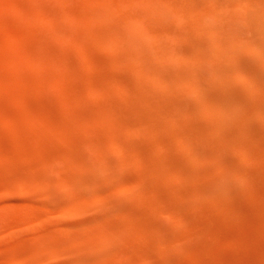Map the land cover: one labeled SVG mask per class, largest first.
Instances as JSON below:
<instances>
[{"label":"rangeland","instance_id":"rangeland-1","mask_svg":"<svg viewBox=\"0 0 264 264\" xmlns=\"http://www.w3.org/2000/svg\"><path fill=\"white\" fill-rule=\"evenodd\" d=\"M0 264H264V0H0Z\"/></svg>","mask_w":264,"mask_h":264},{"label":"bare ground","instance_id":"bare-ground-1","mask_svg":"<svg viewBox=\"0 0 264 264\" xmlns=\"http://www.w3.org/2000/svg\"><path fill=\"white\" fill-rule=\"evenodd\" d=\"M218 5H219V3H216V2H215V8H216V9L214 10L215 13H217L218 11L221 10V9H218ZM214 11H213V12H214ZM235 11H236V10H235ZM235 11L231 12V14L234 13V14H235V15L233 14L234 16H238V17H239V14L236 15ZM220 12H222V11H220ZM230 16H231V15H230ZM231 18H233V17H231ZM234 19H236V17H235ZM221 20H224V19H221ZM221 20H220V21H221ZM226 20H227V19H226ZM226 20H225V21H226ZM236 20H237V19H236ZM203 21H204V20H203ZM203 21H202L201 25H206V23L203 22ZM225 21H224V22H225ZM221 22H222V21H221ZM215 23H216V22H215ZM215 23H213V25H214ZM211 25H212V24H211ZM213 25H212V26H213ZM215 25H216V24H215ZM218 25H219V23H218ZM226 25H227V26L222 25V26H224V27H222V29H223L222 31H223V33H224L223 35L225 36V40H226L228 43H229V42L232 43V41L236 40V38L234 37V34H236L237 32L234 31V32H236V33L233 34V33L231 32L232 29L230 30L229 25H228V24H226ZM232 26H233V25H231V27H232ZM217 28H218V27H217ZM218 29H219V28H218ZM216 30H217V29H216ZM233 30H234V29H233ZM235 30H236V29H235ZM211 31H212V30H211ZM240 37H241V36H240ZM197 66H198V65H197ZM198 69H199V68H198ZM202 70H203V69H202ZM211 70H212V69H211ZM200 71H201V70H200ZM201 72H203V71H201ZM237 72L239 73V75H241V76L243 75V72L240 71V69H237ZM197 78H199V76H197ZM38 147H39V146H38ZM114 148H115V152L117 153V155H119V157L122 158V157H123V153H122L121 147L118 145V143H115V144H114ZM107 158H108V157H106V159H107ZM102 159H103V158H102ZM106 159H105V160H106ZM74 161H75V160H74ZM107 162H108V161H107ZM74 164L77 165L76 162H74ZM100 165H101V164H100ZM101 166H103L102 168H104L105 165L102 164ZM101 166H100V167H101ZM12 167H13V166H12ZM100 167H99V168H100ZM48 169H49V172H50V171H51V166H50L49 164H48ZM15 170L20 171V170L18 169V167H15ZM34 170H35V169H34ZM34 170H33V171H34ZM106 171H107V170H106ZM104 172H105V171H104ZM34 174H35V173H34ZM53 174H54V173H52V175H53ZM100 174H102V171H101ZM104 174H105V173H104ZM106 176H107V175H106ZM59 180H61L63 184H66V182H65L66 179H62V178L60 179V177H59ZM83 180H84V179H83ZM40 184L42 185L41 188L44 189V191H46V189H47V185H46V183H44L43 181H41ZM5 193H7V192H5ZM96 193H97V192H96ZM72 205H73V207L75 208L76 205L73 204V203H72ZM22 217H23V216H22ZM22 217H21V218H22ZM26 217H27V216H26ZM24 218H25V217H24ZM28 218H29V217L26 218V222H27V219H28ZM31 218H32V217H30V219H28V220L30 221ZM24 220H25V219H24ZM32 220H35V218L32 219ZM37 220H38V219H37ZM19 221H20V220H19ZM12 224H13V222H12ZM12 224H10L11 228L14 226V224H13V226H12ZM31 224H32V223H31ZM33 224H34V223H33ZM35 224H36V223H35ZM5 226H6V225H5ZM14 227H15V226H14ZM78 247H79V245L77 246V248H78ZM78 249H79V248H78ZM54 256H55V255H54Z\"/></svg>","mask_w":264,"mask_h":264}]
</instances>
